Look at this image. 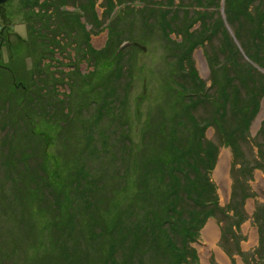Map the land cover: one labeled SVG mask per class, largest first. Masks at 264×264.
Instances as JSON below:
<instances>
[{
    "label": "rangeland",
    "instance_id": "374dc122",
    "mask_svg": "<svg viewBox=\"0 0 264 264\" xmlns=\"http://www.w3.org/2000/svg\"><path fill=\"white\" fill-rule=\"evenodd\" d=\"M22 1L6 0L0 4V193L5 198L0 201V264L3 259V264H37L38 256L47 253L51 254L49 261L56 262L54 253L49 251V237L56 233L52 224V191L61 186L64 177L78 170L80 161L90 172L84 177L94 180V193L85 196L94 209L85 210L81 205L74 232L79 234V225L87 222L94 227L96 241L92 239V249L87 254L80 234L77 240L70 239L67 246L70 257L74 258L81 248L83 264H100L104 219L118 217L122 211L124 227L134 234L138 227L141 230L140 221L152 217L151 212L160 215L163 208L164 194L156 186L154 173L147 180L152 204L149 202L148 208L139 211L132 203L137 196L135 174L127 175L125 168L129 162L135 163L138 174L144 170L152 174L161 165L159 160L165 159L163 140L169 107L175 98L166 77L171 69L174 71V60L180 56L182 45L189 43L188 38L195 41L200 35L194 32L198 22L190 25L195 19V8L181 9L176 6L177 0L169 5L164 0H121L109 12L104 0ZM221 1L215 15L223 17ZM258 8L263 12L264 2ZM165 10L169 11L166 20H170V26L162 23L166 29L157 21ZM223 25L237 48L240 62H248L264 77V53L262 64L258 65L248 58L231 27L225 21ZM185 27L192 32L189 37L182 32ZM219 35V41L198 42L190 50V63L206 85L212 61H224V42ZM132 41L145 50L136 46L125 50L123 59L128 64L129 80L125 81L126 76L117 80L109 107L103 108L97 120L96 105L90 102L98 97L93 87L105 78L112 49L130 46ZM84 42L94 54L84 50ZM105 46L106 54L99 53ZM184 66L187 67L186 62ZM20 86L26 87L22 93ZM37 98L41 101L37 102ZM60 98L62 106L71 110L74 101H83L81 123L79 116L75 118L73 114L64 127L59 108L53 106ZM20 103L27 109L28 119L22 116ZM45 110L47 117L42 115ZM125 127L127 138H122ZM86 128L92 135L88 151L81 147ZM215 131L210 126L204 130V138L218 144L207 176L224 214L207 217L196 239L189 243L196 255L193 264H264V91L247 128V141L240 143V165L232 164L230 148L219 143ZM7 144L16 159L12 167L4 165ZM33 178L41 180L39 189L37 183L32 184ZM26 184L31 189L24 192ZM15 213L21 215L20 223L12 221ZM96 221L99 225L95 226ZM209 227L214 238L210 244L204 234ZM157 235L154 240L144 237L136 264L162 262ZM121 258L122 254H118L116 259ZM163 262L167 264L165 259Z\"/></svg>",
    "mask_w": 264,
    "mask_h": 264
},
{
    "label": "trees",
    "instance_id": "16d2710c",
    "mask_svg": "<svg viewBox=\"0 0 264 264\" xmlns=\"http://www.w3.org/2000/svg\"><path fill=\"white\" fill-rule=\"evenodd\" d=\"M24 1L29 0H23L22 2L24 3ZM34 1L36 3V0ZM104 1L106 4L105 9L111 11L112 6L123 0ZM219 1L177 0L176 6L181 9H184V6L195 8L192 11L195 14V19L190 25L192 26L193 23L198 22L194 32L200 33V35L197 36L198 38L195 41L192 37L188 38L189 43L182 45L180 56L174 60V71L171 69V73L166 77L167 82L173 87L172 91L175 92V98L169 107L171 111L167 121L169 124L166 129L167 134L164 135L163 140V156L165 159L159 160L161 165L152 174H150V171L146 172V170H144L145 173L138 174L135 163L132 165L129 162L125 168L127 175L135 174L134 192L137 196L134 197L132 203L136 204L139 211L148 208L147 204L149 202L152 204V199H148L152 196V190L148 187L147 180L152 179L154 173L157 176L155 179L156 186H159L162 189V194H164L162 195L163 208L160 210V215L155 216L151 212L152 217L140 221L138 224L141 225V230L138 227L137 233L133 232L134 234H130L124 227L122 211L118 217L112 216L109 220L104 219L103 234L105 240L102 242V249L100 250L102 259L100 264H136L138 248L141 247V243H144L142 242L144 237L147 240H154L157 234L161 241L158 253H161L167 264H193L196 261V255L189 243L196 239L198 231L207 217L215 216L219 212L224 214L223 208L218 205L214 186L207 176V172L214 164L218 144L205 139L204 130L209 126L215 128V136L218 141L220 139L219 143L230 148L232 164L240 165L238 159L240 143L247 141V128L256 114L259 99L264 91V77L262 74H257L248 62H243V64L240 62L237 48L232 43L223 24L225 21L231 27L235 39L240 42L248 58H251L258 65L262 64L260 60L264 53V11L262 12L258 7L262 5L264 0H222L223 17L215 15L219 7ZM164 2L167 5L173 4V0H164ZM153 11L160 12L161 10L153 9ZM168 12V10H165L158 15L157 21L160 22L159 25L164 26V29L170 26V20H166L168 19V17L166 18ZM89 14L91 17L93 16L92 12H89ZM184 16L187 17V14H184ZM162 23L167 24V26ZM187 30L185 27L182 32L187 33L189 37L192 32H187ZM219 33L224 42V45H222L225 52L224 61L219 64L212 61L209 84L206 85L197 76L190 63V50L198 42H209L212 39L219 41ZM87 37L86 34L85 38ZM201 38H204V40ZM133 47L132 45H123L119 48H113L105 78L97 81L96 86L93 87L97 90L98 97L96 100H90V102H94V105H96L97 120L100 119L103 108L109 107L110 96L115 90L113 86L117 83V80H123L124 76L127 77L125 78L126 82L129 80L126 74L128 64L126 65L123 56L126 49ZM106 48L107 46L99 53L105 52L106 54L108 50ZM84 50L94 54L93 49L86 42H84ZM184 62H186L187 67L184 66ZM31 81L34 82V79H31ZM24 89L26 87L20 86L19 91L22 93ZM20 96H24V94H20ZM36 101L40 102L41 100L39 101L37 98ZM84 105L83 101L78 100L72 103V110L68 107L66 109V106H62V98L53 104V106L59 108L56 109L61 115V123H64V127L69 123L68 121L71 120L73 114L75 118L78 115L79 121L81 120L80 115L85 107ZM18 106L22 116L28 119L27 109L21 103ZM73 106H75L76 111H73ZM42 115L47 117L48 111H43ZM127 130L128 128L125 127L122 138H127ZM84 133H86V137L83 139L84 145H81V147L88 151L91 147L92 135L88 128ZM10 149V144H7V155L4 164L7 167H12L16 161L14 152H11ZM79 164L81 165H79L78 170L64 177L61 186L54 187L52 191L50 201L56 215L52 216L55 217L52 224L56 233L49 237V242H51L49 251L54 253L56 262L51 263L49 261L51 254L47 253L42 257L38 256L37 264H83L84 259L80 256V253L83 252L81 248L76 251L74 258L70 257L67 246L70 243L69 240H77L80 234L82 248L86 254L87 250L92 249V239L96 241L94 227H90L87 222L79 225L81 227L79 234L74 232L76 220L79 218L77 211L80 210L81 205V208H85V210L93 208L92 203L87 201L85 196L87 193H94V180L91 181L93 178L87 179L84 177L90 172L84 168L81 161ZM6 177L12 180V176L9 174H6ZM31 182L32 184L37 183L38 189L41 187L39 186L40 179L33 178ZM26 185L24 192L28 188L31 189L29 184ZM2 199L5 200L3 193H0V201ZM78 200L81 202H76ZM130 211L133 214V211ZM183 213H185L184 216ZM12 218V221L19 222L22 217L15 213ZM100 221L102 222V219ZM93 223L94 219L92 218L91 224L93 225ZM96 225H99V221L95 222ZM86 231L90 234L88 235ZM84 232L85 236L83 235ZM48 254L50 257H48ZM118 254H122L120 261L116 259ZM163 260L157 264H164ZM3 262L4 259L2 264Z\"/></svg>",
    "mask_w": 264,
    "mask_h": 264
},
{
    "label": "bare ground",
    "instance_id": "6f19581e",
    "mask_svg": "<svg viewBox=\"0 0 264 264\" xmlns=\"http://www.w3.org/2000/svg\"><path fill=\"white\" fill-rule=\"evenodd\" d=\"M205 237L208 241V243H212L213 238V229L211 227L207 228L206 231L204 232Z\"/></svg>",
    "mask_w": 264,
    "mask_h": 264
},
{
    "label": "water",
    "instance_id": "95a60500",
    "mask_svg": "<svg viewBox=\"0 0 264 264\" xmlns=\"http://www.w3.org/2000/svg\"><path fill=\"white\" fill-rule=\"evenodd\" d=\"M6 0H0V4H3ZM133 46L139 47L141 50H145V47L136 41H132Z\"/></svg>",
    "mask_w": 264,
    "mask_h": 264
}]
</instances>
